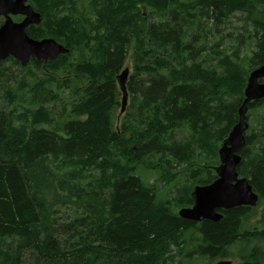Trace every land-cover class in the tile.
<instances>
[{
  "label": "trees",
  "instance_id": "obj_1",
  "mask_svg": "<svg viewBox=\"0 0 264 264\" xmlns=\"http://www.w3.org/2000/svg\"><path fill=\"white\" fill-rule=\"evenodd\" d=\"M27 2L41 22L26 33L69 52L45 65L0 63V264H193L264 239V213L261 229H244L253 207L220 209L217 222L177 213L192 205L195 185L216 179L218 147L250 71L264 63V0ZM236 14L252 28L251 53L220 40L208 47L205 33ZM126 61L121 115L116 77ZM245 139L237 172L261 200L264 111ZM158 165L174 196H158L138 173ZM231 264H264V251Z\"/></svg>",
  "mask_w": 264,
  "mask_h": 264
},
{
  "label": "water",
  "instance_id": "obj_2",
  "mask_svg": "<svg viewBox=\"0 0 264 264\" xmlns=\"http://www.w3.org/2000/svg\"><path fill=\"white\" fill-rule=\"evenodd\" d=\"M23 18L14 21L12 16ZM0 63L9 57L26 66L32 57L42 60H55L59 55L69 52V48L54 38L34 39L26 33L29 25L40 24L41 15L27 0H0ZM129 69L125 67L116 77L121 91L120 114L127 106L126 82ZM264 63L252 69L244 87V99L238 108V119L228 136L218 149L219 165L215 167L216 179L207 185H196L191 191L192 205L182 207L178 215L182 219L200 221L202 219L217 222L222 218L220 209L237 206L254 207L258 194L245 177H240L237 167L241 162L240 149L245 145V133L249 128L247 121L248 103L264 98ZM216 264H231L230 260H221Z\"/></svg>",
  "mask_w": 264,
  "mask_h": 264
},
{
  "label": "rangeland",
  "instance_id": "obj_3",
  "mask_svg": "<svg viewBox=\"0 0 264 264\" xmlns=\"http://www.w3.org/2000/svg\"><path fill=\"white\" fill-rule=\"evenodd\" d=\"M12 18L14 21H18L20 18V15L12 16ZM0 20L3 21V18L1 16H0ZM208 22H209L208 23L209 27L211 25H214L213 19H210ZM211 28H212L211 33L209 34L205 33L206 40L208 42V47H210L212 43L220 40L221 42H223L224 48L229 51H233L238 45L242 53H248V54L251 53L250 47H249L250 42L247 37H248L249 32H252V28H250L248 25H245L244 18L242 16H239V14L232 15L228 21L224 23H219V25L212 26ZM209 51L210 49H207L205 53L208 54ZM7 65H9V63H7ZM125 67L129 69V73H130L132 70V67L129 61H126L122 70ZM128 100H129V96L127 99V103H128ZM263 111H264V106H256L248 111L247 121L249 124V128L246 131L245 135H248L252 132V128L256 125V118ZM220 146L221 145H219V147ZM218 162H219V157H218ZM157 164H160V163L157 161ZM162 167L161 165H158L157 168L151 170L150 168L140 166L138 173L141 175L143 180L148 181L149 183H152L157 187L156 189L158 192V196L162 197L166 193H169L170 196H174L175 189L172 186H170L172 182H170L169 184L167 183L166 179L163 178L162 173H164L165 171ZM184 170L185 169H183V165L176 166L174 169V171L178 172L177 174L178 177L174 180V185H176V187L182 185V182H183L182 180L184 179V175H183ZM240 177H243V176H240ZM183 207H188V206H183ZM253 208H254L253 211H251L249 217L244 223V229L245 228L253 229L255 227L257 229H261L263 227V223H262L263 216L262 215L264 213V198H262L261 200H258L256 206H254ZM179 209H177V213ZM255 246H257L260 250L264 251V239L253 238L251 241H238L234 243L233 245H231L229 249L233 257L228 258L226 260L230 259L231 263L240 262V256L246 255L249 252V250ZM221 260L223 259L209 260L206 258L196 257L194 259L193 264H215L216 262L221 261Z\"/></svg>",
  "mask_w": 264,
  "mask_h": 264
},
{
  "label": "flooded vegetation",
  "instance_id": "obj_4",
  "mask_svg": "<svg viewBox=\"0 0 264 264\" xmlns=\"http://www.w3.org/2000/svg\"><path fill=\"white\" fill-rule=\"evenodd\" d=\"M22 18H23V16H20L19 20H21ZM19 20H18V21H19Z\"/></svg>",
  "mask_w": 264,
  "mask_h": 264
}]
</instances>
